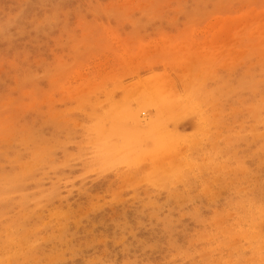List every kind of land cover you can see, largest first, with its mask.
<instances>
[{"label": "rangeland", "instance_id": "374dc122", "mask_svg": "<svg viewBox=\"0 0 264 264\" xmlns=\"http://www.w3.org/2000/svg\"><path fill=\"white\" fill-rule=\"evenodd\" d=\"M0 264H264V0H0Z\"/></svg>", "mask_w": 264, "mask_h": 264}, {"label": "bare ground", "instance_id": "6f19581e", "mask_svg": "<svg viewBox=\"0 0 264 264\" xmlns=\"http://www.w3.org/2000/svg\"><path fill=\"white\" fill-rule=\"evenodd\" d=\"M214 41V40H213Z\"/></svg>", "mask_w": 264, "mask_h": 264}]
</instances>
